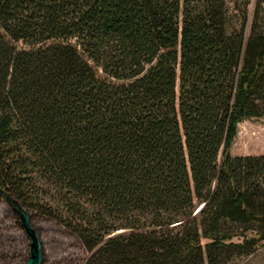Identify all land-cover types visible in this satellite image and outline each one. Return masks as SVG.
I'll return each mask as SVG.
<instances>
[{
    "label": "trees",
    "instance_id": "trees-1",
    "mask_svg": "<svg viewBox=\"0 0 264 264\" xmlns=\"http://www.w3.org/2000/svg\"><path fill=\"white\" fill-rule=\"evenodd\" d=\"M264 0H0V264H237L264 243ZM252 137H248L251 139Z\"/></svg>",
    "mask_w": 264,
    "mask_h": 264
},
{
    "label": "rangeland",
    "instance_id": "rangeland-1",
    "mask_svg": "<svg viewBox=\"0 0 264 264\" xmlns=\"http://www.w3.org/2000/svg\"><path fill=\"white\" fill-rule=\"evenodd\" d=\"M230 151L233 155L264 154V118L239 123ZM262 244L255 252L239 258L236 263L264 264V243Z\"/></svg>",
    "mask_w": 264,
    "mask_h": 264
},
{
    "label": "water",
    "instance_id": "water-1",
    "mask_svg": "<svg viewBox=\"0 0 264 264\" xmlns=\"http://www.w3.org/2000/svg\"><path fill=\"white\" fill-rule=\"evenodd\" d=\"M8 205L18 215L20 223L29 239V257L25 264H41L42 262V244L37 230L31 223L30 214L27 209L6 191H3Z\"/></svg>",
    "mask_w": 264,
    "mask_h": 264
}]
</instances>
